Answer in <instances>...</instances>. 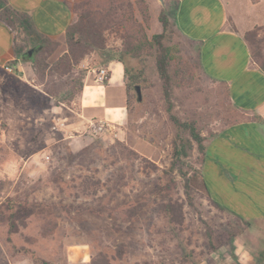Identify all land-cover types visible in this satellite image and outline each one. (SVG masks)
I'll return each instance as SVG.
<instances>
[{"label": "rangeland", "instance_id": "374dc122", "mask_svg": "<svg viewBox=\"0 0 264 264\" xmlns=\"http://www.w3.org/2000/svg\"><path fill=\"white\" fill-rule=\"evenodd\" d=\"M130 1L149 41L163 34L159 16L167 10L174 26L165 33L164 47L179 64L182 57L200 65L185 66L183 85L174 79L172 114L194 125L206 142L239 118L225 87L204 74L197 45L175 26L171 2ZM226 2L231 28L244 35L256 32L251 40L261 55H254L253 63L261 69L264 0ZM81 10H71L72 25ZM18 23L22 20L11 26L15 47L23 53L35 50V73L21 79L0 67V264H264V252L255 250L256 241L246 233L248 225L207 195L201 179L204 155L197 143L187 146L188 157L173 158L178 136H191L167 112L157 45L135 58L124 52L122 29L108 30L104 49L88 52L68 70L57 68L65 54L73 55L66 43L67 52L58 56L61 43L33 41ZM74 53L82 56L80 48ZM117 58L128 69L126 83L137 78L143 101H137L133 89L118 129L73 130L72 148L56 129L59 118L77 120L79 98L67 102L66 85ZM178 63L173 62L172 75Z\"/></svg>", "mask_w": 264, "mask_h": 264}, {"label": "crops", "instance_id": "0c3cea01", "mask_svg": "<svg viewBox=\"0 0 264 264\" xmlns=\"http://www.w3.org/2000/svg\"><path fill=\"white\" fill-rule=\"evenodd\" d=\"M179 2L175 16L179 32L197 45L204 74L225 87L239 114L233 123L205 142L201 175L206 193L216 205L248 225L246 233L256 241L255 250L264 252V72L253 63L243 32L231 28L226 0ZM8 3L13 10L32 18L40 37L64 46L58 56L67 52L66 33L74 15L66 4L60 0H8ZM14 49L15 34L0 20V67L11 65L15 71L10 74L19 73L21 79L33 77L32 61L16 56ZM104 68L109 70L105 84L97 82V70L87 73L78 96L77 120L58 119L56 129L64 132L62 139L72 148L73 130L88 129L91 133L92 125L103 122L118 129L127 118L125 66L117 58Z\"/></svg>", "mask_w": 264, "mask_h": 264}, {"label": "trees", "instance_id": "16d2710c", "mask_svg": "<svg viewBox=\"0 0 264 264\" xmlns=\"http://www.w3.org/2000/svg\"><path fill=\"white\" fill-rule=\"evenodd\" d=\"M66 4L71 10L75 12L79 11V8H82L80 12V18L77 24L70 25L67 33L65 43L67 44L69 52L73 51V55H64L60 62L57 64V68L68 67V70H71L73 65H77L84 58L88 52L92 50H102L104 49L105 43V32L111 31L114 29H122V37L125 41V53L126 55H132L137 58L142 56L146 52H150L152 46H158L159 54L157 56V67L161 79L163 81V93L164 98L167 103V112L170 114V119L172 123L180 129L182 132L188 130L190 132L191 140H185L178 136L177 140L174 142L173 146V158L175 160H183V158L188 157V150L192 149V140L197 143L198 150L205 154V139L197 131L194 125L182 122L180 119L175 117L172 114L173 103H172V84L174 79L177 80V84L183 85L185 82V66L190 69L200 67V65L194 66L190 62L185 61L184 58L179 57L178 60H181L182 65L175 61L172 58L169 49L164 47L163 39L165 38V33L174 26L170 19V13L167 10H162L159 20L163 26V34L155 35L152 41H149L145 35L141 25L136 23L134 17V5L130 0H60ZM170 3L172 9V15L176 16V12L179 9V0H167ZM139 4H146L145 0H138ZM0 20L5 22L10 27L14 22L22 20L23 32L26 36L33 41L36 39H44L40 37L34 28L32 18L25 13L13 10L8 3V0H0ZM175 26L177 27L176 23ZM12 29V27H11ZM178 29V28H177ZM13 31V29H12ZM179 31V30H178ZM256 35V32H248L244 35V39L250 47L252 61L254 60V55H261L254 51L256 45L251 40V37ZM37 37V38H36ZM48 40V39H45ZM258 47V46H257ZM40 48V47H39ZM80 48L82 51V56L79 58L76 57L74 50ZM15 55L20 58H25L31 60L33 63L35 59L29 58L28 53H23V49H14ZM120 62L125 66V74L128 75V69L125 65V62L122 58H118ZM199 61V60H198ZM173 62L178 63L175 69V73L172 75L171 71L173 68ZM199 64V63H198ZM14 65V63H12ZM60 70V69H59ZM261 71L264 72V64L261 66ZM188 71V69L186 70ZM87 75V71L80 73L79 77L74 79L71 78L70 82L66 85L65 93L70 95V100L67 102L73 101L76 97L80 96L84 86V79ZM108 82V81H107ZM106 82V83H107ZM136 86H140L137 78L134 79L131 83H126L127 88V111L130 109V91L135 90ZM141 87V86H140ZM46 94L53 100L57 97L52 94L51 91H47ZM229 99V96H228ZM202 179V175H201ZM203 181V179H202ZM205 188V186H204ZM223 209V208H222ZM225 210V209H224Z\"/></svg>", "mask_w": 264, "mask_h": 264}, {"label": "built area", "instance_id": "2783aa9c", "mask_svg": "<svg viewBox=\"0 0 264 264\" xmlns=\"http://www.w3.org/2000/svg\"><path fill=\"white\" fill-rule=\"evenodd\" d=\"M4 69L6 70V72L8 73H13L15 71V68L12 67L11 65H6L4 66ZM97 82L101 83V84H105L108 80H109V70L107 68H100L97 71V78H96ZM109 125L107 123H98V124H94L92 125V132L95 133H99V132H106L109 129Z\"/></svg>", "mask_w": 264, "mask_h": 264}, {"label": "water", "instance_id": "95a60500", "mask_svg": "<svg viewBox=\"0 0 264 264\" xmlns=\"http://www.w3.org/2000/svg\"><path fill=\"white\" fill-rule=\"evenodd\" d=\"M159 1L164 5V1L165 0H159ZM34 54H35V50H31V51L28 52V56L30 58H32L34 56ZM135 91H136V94H137V101L138 102H142L143 101V95H142V89H141V87L140 86H136L135 87Z\"/></svg>", "mask_w": 264, "mask_h": 264}, {"label": "flooded vegetation", "instance_id": "af4514ba", "mask_svg": "<svg viewBox=\"0 0 264 264\" xmlns=\"http://www.w3.org/2000/svg\"><path fill=\"white\" fill-rule=\"evenodd\" d=\"M29 57V56H28ZM30 58V57H29Z\"/></svg>", "mask_w": 264, "mask_h": 264}]
</instances>
